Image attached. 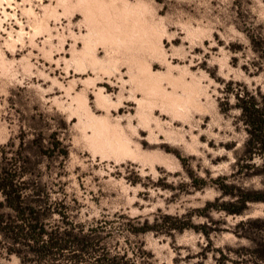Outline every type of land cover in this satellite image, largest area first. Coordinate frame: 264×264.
<instances>
[{"label": "rangeland", "instance_id": "1", "mask_svg": "<svg viewBox=\"0 0 264 264\" xmlns=\"http://www.w3.org/2000/svg\"><path fill=\"white\" fill-rule=\"evenodd\" d=\"M248 97L264 0H0L1 167L25 171L43 241L72 233L43 255L0 233V264H245L264 238Z\"/></svg>", "mask_w": 264, "mask_h": 264}, {"label": "trees", "instance_id": "2", "mask_svg": "<svg viewBox=\"0 0 264 264\" xmlns=\"http://www.w3.org/2000/svg\"><path fill=\"white\" fill-rule=\"evenodd\" d=\"M240 106L242 109V116L244 122L247 125V131L249 133L246 140V149L251 157L256 152L264 154V106L260 107L253 97L241 98ZM24 139L20 140V148H24ZM61 141L56 140L55 147L59 148ZM64 155L68 154L67 149L61 151ZM250 166V165H248ZM22 169L24 164L21 162ZM24 170L21 172L9 170L5 167H1L0 163V194L3 196V200L0 201V207H9L14 213H16V219L23 222L27 221L26 215H30L36 212L35 207L27 203L25 190L26 182L23 179ZM263 180H264V162L262 166ZM41 187H38L40 189ZM264 200V190L258 192L256 196H248L245 200ZM225 209L229 212H241V210H232L228 207ZM35 223H12L8 221L6 215L0 213V233L4 236H10L12 239V248L10 251H15L17 254H21L20 249L16 247L19 244L21 237H28L33 239L35 245H32V251L43 255L45 252L50 251L52 247H61L71 242L72 233L66 232L65 237L63 234L56 232L49 233L46 241H43L44 234L46 233L45 224L41 223V219L37 214L33 217ZM14 221V220H13ZM15 222V221H14ZM39 222V223H38ZM156 226H159L157 224ZM175 226L170 224L169 227ZM70 235V236H69ZM69 236V237H68ZM40 241L42 243H40ZM241 253V261L245 264H257L259 261L264 262V238H261L255 245L246 247ZM224 257H228L223 254ZM229 258V257H228Z\"/></svg>", "mask_w": 264, "mask_h": 264}, {"label": "bare ground", "instance_id": "3", "mask_svg": "<svg viewBox=\"0 0 264 264\" xmlns=\"http://www.w3.org/2000/svg\"><path fill=\"white\" fill-rule=\"evenodd\" d=\"M87 4V3H86ZM103 4V3H102ZM75 7V6H74ZM97 7V6H96ZM47 8H49V7H47ZM33 10V9H32ZM93 11V10H92ZM102 14V13H101ZM62 16V15H61ZM66 16V15H65ZM108 21V20H107ZM56 23V22H55ZM115 30H116V28H115ZM40 32V31H39ZM37 33V32H36ZM82 35V34H81ZM102 89V88H101ZM100 93V92H99ZM260 209H264V203H261L260 204Z\"/></svg>", "mask_w": 264, "mask_h": 264}]
</instances>
